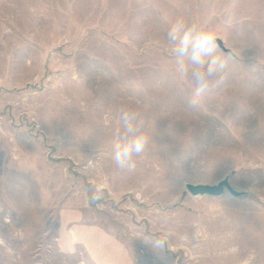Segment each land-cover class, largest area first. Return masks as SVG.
<instances>
[{
	"label": "rangeland",
	"instance_id": "rangeland-1",
	"mask_svg": "<svg viewBox=\"0 0 264 264\" xmlns=\"http://www.w3.org/2000/svg\"><path fill=\"white\" fill-rule=\"evenodd\" d=\"M179 17L233 53L198 107L172 73ZM122 109L153 133L131 171L112 161ZM225 176L243 194L185 184ZM77 209L139 264H264V0H0V264H95L58 244L62 211ZM162 232V249L144 239Z\"/></svg>",
	"mask_w": 264,
	"mask_h": 264
},
{
	"label": "clouds",
	"instance_id": "clouds-1",
	"mask_svg": "<svg viewBox=\"0 0 264 264\" xmlns=\"http://www.w3.org/2000/svg\"><path fill=\"white\" fill-rule=\"evenodd\" d=\"M219 36L215 31L204 29L197 23H187L184 18H177L169 26L166 33V41L172 53V73L180 81H186L191 89L189 104L198 107L204 94L209 90L210 83L216 86L224 85L230 76V54L220 50L217 43ZM31 92L22 95V101L26 102ZM120 126L115 129L116 137L112 161L120 170L131 171L135 168L134 157L140 156L153 140V133L147 130L145 120L140 113L132 109H122L119 113ZM106 126V125H105ZM105 191V183L94 182L89 196L91 201L102 199ZM162 225L169 223L167 216L160 218ZM154 249L167 247L168 236L161 233L156 236L144 237ZM191 243L197 247L200 243V229L194 227ZM239 247L234 245L229 252L236 254Z\"/></svg>",
	"mask_w": 264,
	"mask_h": 264
},
{
	"label": "crops",
	"instance_id": "crops-1",
	"mask_svg": "<svg viewBox=\"0 0 264 264\" xmlns=\"http://www.w3.org/2000/svg\"><path fill=\"white\" fill-rule=\"evenodd\" d=\"M82 216L83 210L62 211L58 244L63 251L82 245L95 264H139L123 239L103 226L79 222Z\"/></svg>",
	"mask_w": 264,
	"mask_h": 264
},
{
	"label": "water",
	"instance_id": "water-1",
	"mask_svg": "<svg viewBox=\"0 0 264 264\" xmlns=\"http://www.w3.org/2000/svg\"><path fill=\"white\" fill-rule=\"evenodd\" d=\"M217 42L222 48L227 49V46L224 44L222 38L219 37ZM185 184L187 189L194 195H201V194L220 195L224 193L226 189H228L234 195L243 194L242 190L236 189L231 184L228 176L222 177L216 183L187 181Z\"/></svg>",
	"mask_w": 264,
	"mask_h": 264
}]
</instances>
